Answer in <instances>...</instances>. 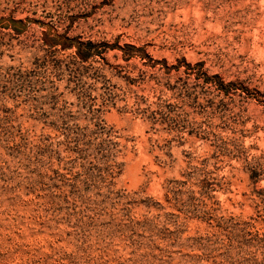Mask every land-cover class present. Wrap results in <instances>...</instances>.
<instances>
[{
  "label": "rangeland",
  "instance_id": "obj_1",
  "mask_svg": "<svg viewBox=\"0 0 264 264\" xmlns=\"http://www.w3.org/2000/svg\"><path fill=\"white\" fill-rule=\"evenodd\" d=\"M0 264H264V0H0Z\"/></svg>",
  "mask_w": 264,
  "mask_h": 264
},
{
  "label": "trees",
  "instance_id": "obj_2",
  "mask_svg": "<svg viewBox=\"0 0 264 264\" xmlns=\"http://www.w3.org/2000/svg\"><path fill=\"white\" fill-rule=\"evenodd\" d=\"M45 42L50 46H59L62 48H76V55L83 61L88 60L94 54V48L96 47L92 42H83L77 39L67 38L65 41H61L59 37H53L51 39L46 38ZM128 48H134L133 45H128ZM222 85V84H221Z\"/></svg>",
  "mask_w": 264,
  "mask_h": 264
}]
</instances>
